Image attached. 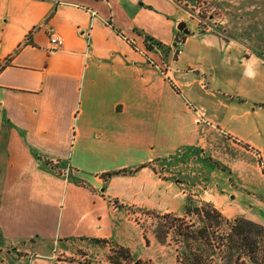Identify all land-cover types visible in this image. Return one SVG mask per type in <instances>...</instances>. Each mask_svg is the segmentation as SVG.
Segmentation results:
<instances>
[{
  "label": "crops",
  "instance_id": "1",
  "mask_svg": "<svg viewBox=\"0 0 264 264\" xmlns=\"http://www.w3.org/2000/svg\"><path fill=\"white\" fill-rule=\"evenodd\" d=\"M207 1L252 32L250 0ZM196 2L0 0V264L155 262L129 207L264 220V42L201 30Z\"/></svg>",
  "mask_w": 264,
  "mask_h": 264
},
{
  "label": "rangeland",
  "instance_id": "2",
  "mask_svg": "<svg viewBox=\"0 0 264 264\" xmlns=\"http://www.w3.org/2000/svg\"><path fill=\"white\" fill-rule=\"evenodd\" d=\"M207 6L211 10V17H213V22L215 23L214 30L216 32L218 31L222 36L232 37L236 35L237 38L243 40L264 42V0H250L247 4L249 10H247L245 14L244 11H241L242 8L236 10L238 16L237 22H239L240 17H243L245 22L248 23V26L253 27L251 29L252 32L250 31L248 33L228 32L226 14L219 10L212 2L208 1ZM199 163L200 162L197 161L195 167L200 168ZM202 166H205L207 170L211 169L209 165L206 166L203 164ZM225 173L229 175V172L226 171ZM221 185H224V182L221 181ZM230 194L234 197L238 196V194L236 192L232 193L231 191L226 192V196H228L226 200L229 201L230 207L237 206L238 203L233 202V199L230 198ZM189 200L191 201H188L187 206L189 204L192 206H200L206 212L212 210L211 207L204 206V201H199L194 198H189ZM243 211V209H238L239 213L234 217H228L222 214L221 219L215 218L210 221H201L196 215L193 217L187 215L178 217L174 214L159 213L130 207L127 209V214L129 220L134 224L136 221V224H138L148 236L153 237L154 235L156 242L161 246L159 248L162 250L160 253L161 257L156 258L155 262L151 261V263L142 261L144 264H189L191 260L187 257L191 258L192 253L203 256L205 264H234L236 258L239 256H242V262H244V264H249L250 260L246 255L245 249L240 245L241 243L238 245L236 251L231 254L228 251L226 252L222 242L223 237L225 238L231 233L232 227H237L235 228L236 232H243L245 236L251 237L249 245H251L255 239L261 242L260 246L264 247V230H262L264 228V220L262 218L257 219L256 216H258V212H253L254 210H251L252 215L246 214ZM204 226L208 230L205 236L206 238L208 235L210 239L208 243L207 241L205 242V238L202 239V237L199 236V231L203 229ZM184 234L194 236L195 240L188 239ZM246 251L251 252V248H248ZM149 252H151L152 255L157 253H152L151 250ZM138 256L139 255L134 256V259L136 260ZM129 264H135V262Z\"/></svg>",
  "mask_w": 264,
  "mask_h": 264
},
{
  "label": "trees",
  "instance_id": "3",
  "mask_svg": "<svg viewBox=\"0 0 264 264\" xmlns=\"http://www.w3.org/2000/svg\"><path fill=\"white\" fill-rule=\"evenodd\" d=\"M147 44H148V40H147ZM157 45L161 47V44L158 43ZM147 48L152 49L153 46L148 44ZM204 206L211 207L212 210L210 212L208 211L206 212L200 206L199 207L192 206L191 204H189L186 207V215L189 217H193L194 215H196L201 221H205V220L210 221L215 218H220V219L222 218V214L212 204L204 202ZM235 228L232 227L231 233L227 237L225 238L223 237L222 242L226 252L228 251L229 253L233 254L236 251L238 245L241 243L240 245L243 246L245 252L247 253L246 254L247 257L250 260L249 264H264V247L260 246L261 242L254 239V242H252V244L249 245L251 241V237L245 236L243 232H239V233L236 232ZM262 230H264V228ZM199 233H200L199 236L202 237V239H204L206 234L208 233V230L204 226V228L201 229ZM184 236L187 237L188 239L195 240V237L189 234H184ZM206 241L207 243L210 241L208 235L205 238V242ZM96 242L100 244L104 243L101 241H96ZM248 248H251V252L246 251ZM187 258L191 260L189 264H205V260L203 259V256L199 254L192 253V257L191 258L187 257ZM109 260L112 264H123V263L129 264L132 262H135V264H144L142 261L135 260L131 251L123 247H117L116 249H113L111 255L109 256ZM234 264H244V262H242V256L237 257Z\"/></svg>",
  "mask_w": 264,
  "mask_h": 264
},
{
  "label": "built area",
  "instance_id": "4",
  "mask_svg": "<svg viewBox=\"0 0 264 264\" xmlns=\"http://www.w3.org/2000/svg\"><path fill=\"white\" fill-rule=\"evenodd\" d=\"M206 1L207 0H201V1L197 0L195 6L192 8V16L195 19H197L201 30L211 32L215 28V23L213 22L214 21L213 17H211L212 15L211 10L207 6L208 1L207 2ZM48 33H49V40L51 45L50 50L56 51L60 49L64 45L63 38L57 33V31L54 28H50ZM184 43H185L184 35L178 34L172 46L175 56H179L183 53ZM148 44L152 45L153 48L158 49L157 46L153 45L152 43H148ZM160 70L163 75L165 76L167 75V72L164 69L160 68Z\"/></svg>",
  "mask_w": 264,
  "mask_h": 264
},
{
  "label": "water",
  "instance_id": "5",
  "mask_svg": "<svg viewBox=\"0 0 264 264\" xmlns=\"http://www.w3.org/2000/svg\"><path fill=\"white\" fill-rule=\"evenodd\" d=\"M180 30H183V27H179Z\"/></svg>",
  "mask_w": 264,
  "mask_h": 264
}]
</instances>
